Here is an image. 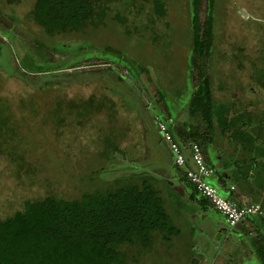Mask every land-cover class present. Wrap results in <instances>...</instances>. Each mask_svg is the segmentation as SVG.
I'll return each mask as SVG.
<instances>
[{
    "label": "rangeland",
    "instance_id": "374dc122",
    "mask_svg": "<svg viewBox=\"0 0 264 264\" xmlns=\"http://www.w3.org/2000/svg\"><path fill=\"white\" fill-rule=\"evenodd\" d=\"M152 1L102 0L99 10L104 11L105 16L99 26H88L78 34L67 33L50 39L43 36L36 25L25 21V13L33 0H19L12 4L0 0V11L19 24L13 40V33L2 36L0 32V97L11 104L14 119L8 125L0 124L1 216L20 207L24 199L40 197L49 190L78 197L85 190L102 185L105 182L103 177L109 180L122 174L120 167H109V164L124 162L128 168H150L151 171L166 173L163 163L172 164L173 154L158 128L154 113L166 122L169 112L173 118L171 123H167L170 126L174 119L180 120V112L186 109L185 101L189 94L184 76L188 11L187 0H162L167 9L166 19L163 23L154 21L148 14ZM217 1L220 13L209 56L214 95L220 100H240L235 102L237 109L246 104L256 110H264V87L257 78V73L264 72V0ZM115 15L124 22L121 23ZM199 16L201 20L205 18L204 0ZM7 25L0 17V28H10ZM27 34L33 35L28 37ZM29 38L33 41V50L39 45L42 50H50L51 61L56 58L51 45L54 40L63 43L75 41V45H82L73 49L74 57L77 53L82 57L81 65L74 72L93 70L95 78H78L64 85L38 86L37 89L6 75L4 71L14 69V59L17 65L24 66L22 45ZM36 38L48 44H40ZM70 70L67 69L71 73L73 70ZM105 78L108 82L103 81ZM90 93H106L113 102L110 107L100 103L93 111L82 107L77 109L78 112L69 111L73 114H68L70 117L63 119L65 121L61 125L56 121L62 118L61 113L44 115L43 111L53 101V94L64 100L75 99L77 104H81ZM29 100L37 104L36 114L30 111ZM0 117L5 118V113ZM195 122L197 129L205 128L202 121ZM144 128L148 131L147 136H144ZM6 134H10L14 141L3 142ZM105 138L112 139L124 149L125 156L117 153L106 160L98 155ZM146 145L148 152L144 151ZM9 152L26 156L25 162L32 164V172L26 174L19 170L16 173L14 163L6 156ZM202 155L205 163L214 159L209 153L203 152ZM162 194L168 201L173 199L172 202L178 197L169 187L162 189ZM190 223L191 219L183 218L181 226L187 229ZM187 254L182 253L177 259L172 249L163 247L155 256H141L139 263L196 264L190 261L192 255Z\"/></svg>",
    "mask_w": 264,
    "mask_h": 264
},
{
    "label": "trees",
    "instance_id": "16d2710c",
    "mask_svg": "<svg viewBox=\"0 0 264 264\" xmlns=\"http://www.w3.org/2000/svg\"><path fill=\"white\" fill-rule=\"evenodd\" d=\"M4 1L12 4L19 0ZM101 1L33 0L25 13V21L36 25L43 36L50 39L67 33L78 34L88 26L97 27L101 24L105 16L104 11L99 10ZM204 1L205 18L201 20L199 12L202 0H187L189 34L184 76L187 85L185 88H188L186 90L189 94L185 103L186 109L180 112L178 117L180 118L178 121L183 123L178 125L176 123L178 121L174 119L175 122L168 126L174 140L186 156L189 154L188 141L195 142L201 138L200 146L206 147L208 139H213V131L218 134L228 132L234 143L249 144L250 147L257 138L264 142V135L248 129L264 128L261 121L253 123L254 106L250 105V109H247L248 106L244 104L242 110H235V103L221 101L214 95L209 56L215 39L217 15L220 13L219 2ZM150 3L148 9L150 18L163 23L167 16L166 6L162 0H153ZM0 17H3L10 27L7 29L6 26H2L1 35L13 33L11 36L13 40L15 29L19 28L18 22L9 18L4 11H0ZM114 17L120 18L116 15ZM120 22L124 21L120 18ZM31 35L33 34H27L28 37ZM32 40L29 38L22 45L24 66L17 65L14 59V69L4 71L6 75H11L30 88L37 89L38 86L47 88L64 85L78 78H95L93 70L74 72L81 65L82 57L79 56L81 53L74 57L73 49L81 48L82 45H75V41L63 43L54 40L51 45L56 58L51 61L50 50L44 48L42 50L41 45L33 50ZM38 41L40 44H48ZM105 48L109 49V46ZM67 69L73 71L70 70L72 71L70 73ZM257 78L264 87V72L257 73ZM103 81L108 82L106 78ZM52 96L53 101L43 112L44 115L51 112L61 113L62 118L56 115L58 125L66 120L68 114H73L69 111H77L79 107L93 111L100 103L108 104L110 107L113 102L106 93L100 95L90 93L83 98L81 104H77L75 99L64 100L56 94ZM29 104L32 107L30 109L32 114H36L38 107L35 101L29 100ZM21 105L25 106L24 103ZM3 113L5 118L0 117V124L8 125L14 122L11 104L0 97V114ZM167 113L170 117V113ZM188 116L205 124L204 134H198L197 128L192 127L195 126L194 123L188 125L191 134H185L183 125L186 124L184 121ZM168 117H165L166 120ZM73 119L76 120L75 117ZM6 135L3 142L14 141L11 140L10 134ZM117 153L125 156L124 149L116 145L112 139L105 138L103 148L97 154L110 160L111 156ZM6 156L14 163L16 173L19 170L26 174L32 172V164L25 162L27 157L23 154L17 156L9 152ZM205 164L212 169L215 168L212 163ZM109 165L114 168L120 167L122 174L109 180L103 177L105 182L102 185L87 189L78 197L65 196L63 191L56 192L52 189L40 197L24 199L20 207L0 215V264H140L141 256L148 254L155 256L163 247L172 249L179 259L180 255L184 254V249L177 239L184 238L182 236L184 231L174 223L168 199L162 194V189L170 188L164 174L156 170L151 171L150 168H128L124 162ZM171 165L176 171L181 172V179H186L180 167L174 162ZM186 188L191 190V197L196 199L199 193L195 186L188 181ZM202 198L206 200L205 197ZM261 255L264 258V249Z\"/></svg>",
    "mask_w": 264,
    "mask_h": 264
},
{
    "label": "crops",
    "instance_id": "0c3cea01",
    "mask_svg": "<svg viewBox=\"0 0 264 264\" xmlns=\"http://www.w3.org/2000/svg\"><path fill=\"white\" fill-rule=\"evenodd\" d=\"M221 101L229 104L240 102L234 98ZM243 107L237 110L240 111ZM247 109L250 107L248 106ZM253 109V113L251 112L254 118L253 123H258V121L264 123V110ZM257 114L260 116L258 117ZM190 120H194V118L188 116L187 121H184L186 135L191 134L188 125L196 124ZM176 123L180 125L183 122ZM248 129L255 131L256 134L264 135V128L249 127ZM197 130L198 134H204V128ZM143 131L144 136H147V129L144 128ZM208 140L209 142L205 143L206 147L203 148L201 147V138L195 142L201 145L202 153H209L210 157L213 156V160H208L209 164L217 163L209 181L223 196L237 204H247L255 200L260 204L262 212L246 216L235 226H228L223 216L210 204L207 198L203 199L204 196L201 194L196 195V199L191 197V190L189 192L186 188L188 180L180 178V171H176L171 164L163 163L164 167L162 168L166 172L164 178L169 182L171 190L175 191L178 196L174 202L171 201L173 199L168 201L174 223L180 227L181 231H184L182 235L184 238L177 239V241L182 244L184 255L187 253V255H192L190 261L196 264H264V258L261 255V251L264 249V142L257 138L254 145L250 147L249 144L234 143L228 132L218 134L214 131L213 139ZM148 150L146 145L144 151L148 152ZM186 160L190 166L188 156H186ZM175 179L176 182L173 183ZM183 218L191 219L187 229H183L181 226ZM205 231L207 232L206 239L204 238Z\"/></svg>",
    "mask_w": 264,
    "mask_h": 264
},
{
    "label": "built area",
    "instance_id": "2783aa9c",
    "mask_svg": "<svg viewBox=\"0 0 264 264\" xmlns=\"http://www.w3.org/2000/svg\"><path fill=\"white\" fill-rule=\"evenodd\" d=\"M154 118L156 119V123L163 138L169 143L174 163L182 169L185 178L195 186L198 193L207 198L210 204L223 216L228 226H235L244 220L246 216L260 214L262 212L261 206L258 202L240 205L223 196L209 181L214 170L204 163L200 145L197 142L188 143L187 149L189 152L188 157L190 159L189 166L184 151L174 140L167 125V123H171L173 119L167 118V121L165 122L157 115H154Z\"/></svg>",
    "mask_w": 264,
    "mask_h": 264
},
{
    "label": "clouds",
    "instance_id": "9594fccd",
    "mask_svg": "<svg viewBox=\"0 0 264 264\" xmlns=\"http://www.w3.org/2000/svg\"><path fill=\"white\" fill-rule=\"evenodd\" d=\"M158 116V115H157ZM160 118V117H159ZM168 118H170V117H168ZM173 119V118H172ZM190 143V142H189ZM199 144V143H198ZM173 162H174V160H173Z\"/></svg>",
    "mask_w": 264,
    "mask_h": 264
}]
</instances>
